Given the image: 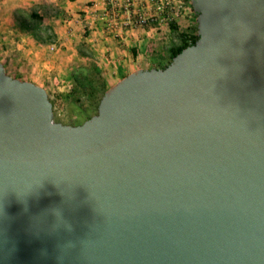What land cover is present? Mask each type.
<instances>
[{"label":"water","instance_id":"obj_1","mask_svg":"<svg viewBox=\"0 0 264 264\" xmlns=\"http://www.w3.org/2000/svg\"><path fill=\"white\" fill-rule=\"evenodd\" d=\"M190 1L79 126L0 62V264H264V0Z\"/></svg>","mask_w":264,"mask_h":264},{"label":"crops","instance_id":"obj_2","mask_svg":"<svg viewBox=\"0 0 264 264\" xmlns=\"http://www.w3.org/2000/svg\"><path fill=\"white\" fill-rule=\"evenodd\" d=\"M114 2L122 0H0V62L5 70L22 62L48 79L69 74L68 79L64 76L69 80L78 62L91 61L110 87L137 70H151L152 64L166 61L153 44L154 24L164 20L163 14L149 0H135L132 17L144 12L148 25H128L121 14L115 30H109L105 14ZM22 76L18 79L46 90L36 83L39 76L34 73Z\"/></svg>","mask_w":264,"mask_h":264},{"label":"rangeland","instance_id":"obj_3","mask_svg":"<svg viewBox=\"0 0 264 264\" xmlns=\"http://www.w3.org/2000/svg\"><path fill=\"white\" fill-rule=\"evenodd\" d=\"M165 5L164 12H161L164 20L160 24H154L150 22V26L153 27L156 25L157 30L155 34V40H153L154 47L158 48L157 54L160 56L168 57V49L173 45H179V39L177 37V32H174L170 29L169 22H175L178 27V32L185 31L190 26H194L197 20L190 0H163ZM163 4V3H162ZM154 8L157 9L158 4H153ZM159 12V11H158ZM18 63V66L13 64L11 67L7 66L6 73L8 76L18 79L23 77L22 73H34V76H39L36 83L43 84L48 91L49 99L54 104V117L53 120L55 123H60L66 126H79L85 123L87 120L96 115V111L89 110L87 112L82 111L80 108L75 106L70 102V99L67 98L69 93L70 78L67 80L69 74H63L61 79L56 77L55 79H48L44 74H39L38 71L32 70L30 66H24ZM84 62H78L82 64ZM165 64V61L162 63L156 62L152 64V67H162L161 65ZM77 66V65H76ZM20 75V76H17ZM25 76V75H24ZM67 79H65V77ZM26 82H32L29 80H20ZM120 81L115 82L118 84ZM33 83V82H32ZM114 85L109 87L112 88ZM44 89V88H43Z\"/></svg>","mask_w":264,"mask_h":264},{"label":"trees","instance_id":"obj_4","mask_svg":"<svg viewBox=\"0 0 264 264\" xmlns=\"http://www.w3.org/2000/svg\"><path fill=\"white\" fill-rule=\"evenodd\" d=\"M195 16L197 18L196 14ZM169 26L172 31L177 32L179 45L171 46L168 49V57L165 64L161 65L162 67H155L154 69H166L177 55L186 48L194 46L199 40L197 20L194 26H190L185 31L181 32H178V27L175 22H169ZM69 88L70 90L67 94V98L70 99V102L82 111L87 112L89 110H94L96 111V115L98 114V109L103 97L109 90L105 77L91 61L75 66L70 74ZM51 103L54 110V104L52 101Z\"/></svg>","mask_w":264,"mask_h":264},{"label":"built area","instance_id":"obj_5","mask_svg":"<svg viewBox=\"0 0 264 264\" xmlns=\"http://www.w3.org/2000/svg\"><path fill=\"white\" fill-rule=\"evenodd\" d=\"M152 4H158L157 10L159 12H164L165 5L163 0H149ZM163 3V4H162ZM135 5V0H122L121 4L117 2L111 6L110 11L108 10L105 14L107 20V28L109 30H115L114 28L118 25V18L121 14L126 15V19L128 20V25H134L139 27H145L148 25L150 18H148L144 12L135 13V17H132V10Z\"/></svg>","mask_w":264,"mask_h":264}]
</instances>
